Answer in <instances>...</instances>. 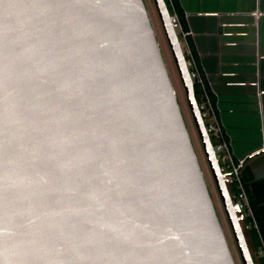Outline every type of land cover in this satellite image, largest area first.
<instances>
[{
  "label": "water",
  "instance_id": "obj_1",
  "mask_svg": "<svg viewBox=\"0 0 264 264\" xmlns=\"http://www.w3.org/2000/svg\"><path fill=\"white\" fill-rule=\"evenodd\" d=\"M152 2L241 264H255ZM0 264H234L143 0H0Z\"/></svg>",
  "mask_w": 264,
  "mask_h": 264
},
{
  "label": "crops",
  "instance_id": "obj_2",
  "mask_svg": "<svg viewBox=\"0 0 264 264\" xmlns=\"http://www.w3.org/2000/svg\"><path fill=\"white\" fill-rule=\"evenodd\" d=\"M246 180L264 179V0H177Z\"/></svg>",
  "mask_w": 264,
  "mask_h": 264
},
{
  "label": "built area",
  "instance_id": "obj_3",
  "mask_svg": "<svg viewBox=\"0 0 264 264\" xmlns=\"http://www.w3.org/2000/svg\"><path fill=\"white\" fill-rule=\"evenodd\" d=\"M164 1L168 5L167 8L169 7V21L178 37L190 78L199 90L198 111L220 167L224 166L222 172L225 174V183L230 195L236 198L237 207L244 215V218L250 217L255 225L250 201L240 177V170L246 158L237 159L232 153L230 140L220 120L217 96L206 84L197 57L191 46L190 38L193 35L192 32L184 27L175 9L173 0ZM186 18L187 14L183 13V20H186ZM241 225L242 228L244 226L247 229L245 221Z\"/></svg>",
  "mask_w": 264,
  "mask_h": 264
},
{
  "label": "rangeland",
  "instance_id": "obj_4",
  "mask_svg": "<svg viewBox=\"0 0 264 264\" xmlns=\"http://www.w3.org/2000/svg\"><path fill=\"white\" fill-rule=\"evenodd\" d=\"M143 2H144L145 7L148 11V14H149V17H150V20H151V23H152V26H153V29L155 32V36H156V39H157L163 60L166 64L172 85H173L175 93H176V99H177L183 120H184L186 128L188 130V133H189V136L191 139V143H192L194 152L197 156L200 168H201L202 173L204 175L210 197L213 201L214 208L216 210L219 222H220L222 230L224 232V235H225L227 244L229 246V250L231 252L234 264H241V261H240L234 240L232 238L231 231L229 229V226H228L222 205L220 203V200H219L216 188L214 186L210 171H209L208 166L206 164L205 157H204V154H203V151L201 148V144H200V141L198 139V136H197L196 130L194 128V125H193V122H192V119L190 116V112H189V109H188V106L186 103L185 94H184L183 88L180 84L178 74H177L176 68L174 66L173 59L171 57L166 39L164 37L163 31H162V28H161V25H160V22H159V19L157 16V12L155 10V7H154L152 0H143ZM223 167L224 166H222V168ZM243 231L245 233L246 240H247V243L249 246V250H250L252 257L254 258L255 264H259L258 263V254H257V252H256V250H255V248L251 242V238L248 234V231L244 226H243Z\"/></svg>",
  "mask_w": 264,
  "mask_h": 264
},
{
  "label": "trees",
  "instance_id": "obj_5",
  "mask_svg": "<svg viewBox=\"0 0 264 264\" xmlns=\"http://www.w3.org/2000/svg\"><path fill=\"white\" fill-rule=\"evenodd\" d=\"M173 3L185 27L183 13L178 6L177 0H173ZM194 92L196 100L199 101V90L196 85H194ZM244 167L243 165L240 170V177L250 201L255 225L250 217L245 219V223L251 242L258 254V263L264 264V179L246 180L243 176Z\"/></svg>",
  "mask_w": 264,
  "mask_h": 264
}]
</instances>
